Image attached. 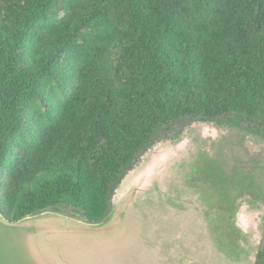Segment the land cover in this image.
I'll return each instance as SVG.
<instances>
[{
  "label": "trees",
  "instance_id": "trees-1",
  "mask_svg": "<svg viewBox=\"0 0 264 264\" xmlns=\"http://www.w3.org/2000/svg\"><path fill=\"white\" fill-rule=\"evenodd\" d=\"M181 120L264 138V0H0L10 221L60 203L107 220Z\"/></svg>",
  "mask_w": 264,
  "mask_h": 264
},
{
  "label": "rangeland",
  "instance_id": "rangeland-1",
  "mask_svg": "<svg viewBox=\"0 0 264 264\" xmlns=\"http://www.w3.org/2000/svg\"><path fill=\"white\" fill-rule=\"evenodd\" d=\"M4 193L0 264H264V138L240 127L179 121L99 223L67 203L10 221Z\"/></svg>",
  "mask_w": 264,
  "mask_h": 264
}]
</instances>
